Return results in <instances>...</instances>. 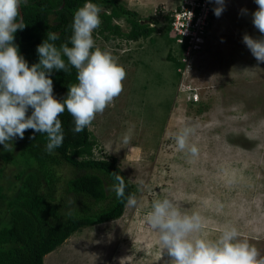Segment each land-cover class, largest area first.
I'll return each mask as SVG.
<instances>
[{"label": "rangeland", "instance_id": "374dc122", "mask_svg": "<svg viewBox=\"0 0 264 264\" xmlns=\"http://www.w3.org/2000/svg\"><path fill=\"white\" fill-rule=\"evenodd\" d=\"M118 1L154 31L135 40L101 34V26L93 31L95 46L111 52L126 78L123 91L88 129L93 157L116 159L137 203H126L116 219L74 232L43 264H170L158 232L146 222L152 201L164 197L205 219L201 238L215 240L232 225L264 256V63L243 43L245 33L260 37L252 24L257 5L224 0L222 14L210 19L204 47L188 59L168 20L182 0ZM112 22L129 31L125 18ZM184 126L194 129L189 141L199 149L196 157L177 151L172 139ZM129 129L131 140L124 144ZM12 144L11 152L0 145V185L8 197L23 167L16 140ZM60 170L68 176L66 165ZM5 209L0 201V222Z\"/></svg>", "mask_w": 264, "mask_h": 264}, {"label": "clouds", "instance_id": "9594fccd", "mask_svg": "<svg viewBox=\"0 0 264 264\" xmlns=\"http://www.w3.org/2000/svg\"><path fill=\"white\" fill-rule=\"evenodd\" d=\"M214 2V14L219 17L224 0ZM254 2L257 9L252 12V24L260 37L245 33L243 43L258 63H264V0ZM26 3L27 0H0V145L11 152L12 142L23 139L31 129L46 134L45 150L53 154L64 139L59 117L67 111L74 121L75 133L90 127L97 114H102L123 91L126 71L110 51L95 46L92 33L101 24V8L91 2L74 13L71 46H57L54 42L59 36L49 32L47 39L37 46L39 62L29 66L14 43V34L26 27L19 12ZM70 66L76 69L78 82L69 84L66 96L57 99L50 74L54 69L69 74ZM193 131L184 126L172 134L177 151L190 157L199 154L197 145L189 141ZM130 140L131 129L123 134L122 143L128 144ZM111 175L114 183L109 190L120 199L125 194L124 176L118 172ZM136 203L135 197L129 195L127 204ZM146 222L158 232L161 248L171 258L170 264H264V256L247 240L239 239L235 226L225 225L215 240L201 238L197 234L205 219L198 212H182L179 204L168 197L152 201Z\"/></svg>", "mask_w": 264, "mask_h": 264}, {"label": "trees", "instance_id": "16d2710c", "mask_svg": "<svg viewBox=\"0 0 264 264\" xmlns=\"http://www.w3.org/2000/svg\"><path fill=\"white\" fill-rule=\"evenodd\" d=\"M88 2L103 8L99 14L101 34L108 31L135 40L154 31L153 26L131 18L132 12L118 0H27L20 6L26 27L14 34V43L29 66L39 62L36 49L49 32L59 36L54 42L57 46L62 43L71 46L74 13ZM213 15L212 12L211 17ZM121 17L130 23L126 34L112 22ZM64 59L67 62V58ZM76 75V69L71 66L69 74L63 70L52 71L50 78L57 99L66 96L69 84L78 82ZM59 118L64 139L53 154L45 150L47 136L44 133L29 129L23 139H15L23 167L14 176L17 184L13 185L12 195L8 197L4 193L7 186L0 185V201L6 206L3 212L6 217L0 222V264H43L44 256L74 232L120 217L128 196L134 193V186L115 158L93 157L95 141L90 130L85 128L75 133L74 121L67 111ZM64 165L69 172L66 177L60 170ZM0 171L2 174L1 168ZM112 172L124 176L125 194L120 199L109 190L114 183Z\"/></svg>", "mask_w": 264, "mask_h": 264}, {"label": "built area", "instance_id": "2783aa9c", "mask_svg": "<svg viewBox=\"0 0 264 264\" xmlns=\"http://www.w3.org/2000/svg\"><path fill=\"white\" fill-rule=\"evenodd\" d=\"M215 7L214 0H182L170 11L169 26L175 33L176 44L184 48L183 54L188 59L195 58L204 47ZM192 99L195 101L196 97Z\"/></svg>", "mask_w": 264, "mask_h": 264}, {"label": "water", "instance_id": "95a60500", "mask_svg": "<svg viewBox=\"0 0 264 264\" xmlns=\"http://www.w3.org/2000/svg\"><path fill=\"white\" fill-rule=\"evenodd\" d=\"M19 12H20V15L22 16L21 8H19ZM18 21H19V19H18Z\"/></svg>", "mask_w": 264, "mask_h": 264}]
</instances>
